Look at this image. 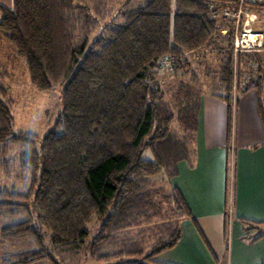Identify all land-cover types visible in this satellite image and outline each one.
<instances>
[{"label":"trees","instance_id":"1","mask_svg":"<svg viewBox=\"0 0 264 264\" xmlns=\"http://www.w3.org/2000/svg\"><path fill=\"white\" fill-rule=\"evenodd\" d=\"M220 7L210 0H14L13 10L0 4V34L25 61L31 85L41 92L63 87L54 129L44 138L19 132L14 139V106L0 82V157L20 146L31 177L26 193L0 188V214L12 209L34 219L2 235L12 243L31 237L38 247L4 264H62L63 255L80 253L99 264H156L181 242L185 219L205 242L170 182L191 154L199 103L179 90L169 102L157 78L164 57H173L178 71L189 55L210 48L223 55L228 208L234 68L243 93H257L264 125V57L243 54L235 62L232 24L213 18ZM156 182H167L169 191ZM241 224L254 233L246 236L250 244L264 238V223Z\"/></svg>","mask_w":264,"mask_h":264},{"label":"crops","instance_id":"2","mask_svg":"<svg viewBox=\"0 0 264 264\" xmlns=\"http://www.w3.org/2000/svg\"><path fill=\"white\" fill-rule=\"evenodd\" d=\"M261 55L264 57V53ZM201 63L204 64V61ZM201 63H198V68L191 63L188 80L183 77L181 82L184 85L180 82L184 91L191 90L197 97L199 110L197 132L190 146L191 154L188 159L177 164V175L171 183L181 193L205 242L194 224L185 219L181 224V242L173 250L155 257L154 262L264 264V238L250 244L246 236L254 233L247 234L241 224L242 220L264 223V125L258 107V95L255 91L242 92L234 115L231 106V125L237 133L234 137L230 131L227 208V107L219 98L224 94L220 83L217 82L210 93L206 91L207 85L202 82L208 77H201ZM215 89L219 91L217 94L214 93Z\"/></svg>","mask_w":264,"mask_h":264},{"label":"rangeland","instance_id":"3","mask_svg":"<svg viewBox=\"0 0 264 264\" xmlns=\"http://www.w3.org/2000/svg\"><path fill=\"white\" fill-rule=\"evenodd\" d=\"M13 1L14 0H0V4L2 3L8 10H13ZM226 51L227 49H224V52ZM222 59L223 55H219L218 51L210 48L205 52V56H203V54L201 56L200 54L187 56V61L182 62L178 66L179 71L177 73H175L176 71L171 70H159L157 79L161 84V89L166 95L167 100L171 102L174 95L177 94V90L182 93L181 97L186 100L184 94L187 92L180 90V84L182 83L181 79L185 78V80H188V69H191V63L194 65V67L196 66L195 68H198V63H201L202 61H204V64L201 63V68L199 69L201 77H208V79L206 81L204 80L202 83L207 85L206 91L210 93L209 91H211V88H215L217 86V82L220 83L219 76ZM0 82L4 88H6L8 96L13 102L15 132H21L25 134L35 133L41 138L47 136L54 129V126L57 124L61 116L63 87L48 92H41L35 89L30 83L25 61L17 55L13 46L1 34ZM203 84L202 86H204ZM244 89V87L238 89V101L239 97L242 96L241 93L244 91ZM215 92L217 94L219 91L215 89L214 93ZM190 94L194 96L191 90ZM196 100V103H199L197 97ZM178 113V109L175 108V115ZM231 116L233 118V115H230V125L232 121ZM174 129L181 137H179V139L177 138V140L184 142L180 124L175 123ZM230 131L235 137L237 130H233L232 125ZM22 152L23 149L20 146L14 145L11 149V152H9L7 156L0 157V188L6 187L17 190L21 193H26L29 191L31 177L29 169L24 164V160L21 155ZM144 158L153 160L151 151H146L144 153ZM166 183L167 182L163 184L156 182V187L164 188L169 191L170 188L166 185ZM171 185L173 186L172 183ZM31 216H33L31 213H16L13 212L12 209H8L0 214V264H4V260L7 258H14L18 255L38 250L34 239L31 237H27L22 241L12 243L5 239L2 235L3 228L20 223L22 221H26L28 219H32ZM33 223L34 219H32L31 225H33ZM136 232L137 230H133L131 233L135 234ZM63 256L67 258V261L66 263L63 262L62 264H99L84 253H80L75 257L74 255ZM70 256H72L73 260ZM32 264L51 263L48 261H42Z\"/></svg>","mask_w":264,"mask_h":264},{"label":"built area","instance_id":"4","mask_svg":"<svg viewBox=\"0 0 264 264\" xmlns=\"http://www.w3.org/2000/svg\"><path fill=\"white\" fill-rule=\"evenodd\" d=\"M221 7L214 13V19H223L232 24L233 41L231 43L235 62L243 54L264 53V0H210ZM230 30L222 31L226 37ZM175 59L164 57L158 63L159 70L174 71ZM237 68H234L232 87V111L236 112L238 104Z\"/></svg>","mask_w":264,"mask_h":264},{"label":"water","instance_id":"5","mask_svg":"<svg viewBox=\"0 0 264 264\" xmlns=\"http://www.w3.org/2000/svg\"><path fill=\"white\" fill-rule=\"evenodd\" d=\"M17 137H18L17 133L16 132H13V138L14 139H17Z\"/></svg>","mask_w":264,"mask_h":264}]
</instances>
